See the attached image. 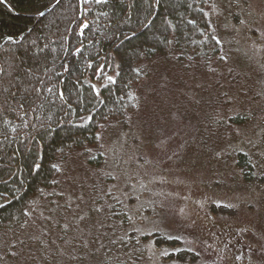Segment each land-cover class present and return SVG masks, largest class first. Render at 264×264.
Instances as JSON below:
<instances>
[{"label":"rangeland","instance_id":"obj_1","mask_svg":"<svg viewBox=\"0 0 264 264\" xmlns=\"http://www.w3.org/2000/svg\"><path fill=\"white\" fill-rule=\"evenodd\" d=\"M208 7L225 62L144 61L136 110L58 162L0 264H264V0Z\"/></svg>","mask_w":264,"mask_h":264},{"label":"trees","instance_id":"obj_2","mask_svg":"<svg viewBox=\"0 0 264 264\" xmlns=\"http://www.w3.org/2000/svg\"><path fill=\"white\" fill-rule=\"evenodd\" d=\"M57 1L0 0V232L28 221L60 160L97 144L110 121L126 122L144 61L177 52L181 61L225 62L210 0H61L41 15ZM237 158L250 178L249 154Z\"/></svg>","mask_w":264,"mask_h":264},{"label":"water","instance_id":"obj_3","mask_svg":"<svg viewBox=\"0 0 264 264\" xmlns=\"http://www.w3.org/2000/svg\"><path fill=\"white\" fill-rule=\"evenodd\" d=\"M59 1L61 0H58L55 4H53L52 6L48 7L46 10H44L41 15H44L46 13H48Z\"/></svg>","mask_w":264,"mask_h":264},{"label":"snow or ice","instance_id":"obj_4","mask_svg":"<svg viewBox=\"0 0 264 264\" xmlns=\"http://www.w3.org/2000/svg\"><path fill=\"white\" fill-rule=\"evenodd\" d=\"M111 79V78H110Z\"/></svg>","mask_w":264,"mask_h":264}]
</instances>
